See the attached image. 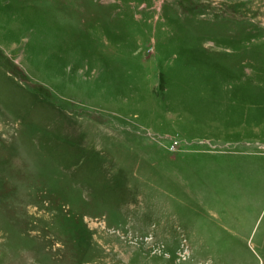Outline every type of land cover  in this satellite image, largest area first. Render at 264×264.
<instances>
[{"label":"rangeland","instance_id":"rangeland-1","mask_svg":"<svg viewBox=\"0 0 264 264\" xmlns=\"http://www.w3.org/2000/svg\"><path fill=\"white\" fill-rule=\"evenodd\" d=\"M0 264H264V0H0Z\"/></svg>","mask_w":264,"mask_h":264},{"label":"built area","instance_id":"built-area-1","mask_svg":"<svg viewBox=\"0 0 264 264\" xmlns=\"http://www.w3.org/2000/svg\"><path fill=\"white\" fill-rule=\"evenodd\" d=\"M174 144H175V145H177V143H176V142H174Z\"/></svg>","mask_w":264,"mask_h":264}]
</instances>
